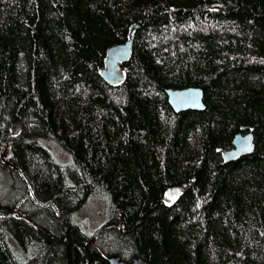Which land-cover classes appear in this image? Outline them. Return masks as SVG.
Returning a JSON list of instances; mask_svg holds the SVG:
<instances>
[{
	"label": "trees",
	"instance_id": "trees-1",
	"mask_svg": "<svg viewBox=\"0 0 264 264\" xmlns=\"http://www.w3.org/2000/svg\"><path fill=\"white\" fill-rule=\"evenodd\" d=\"M189 87L205 109L176 112L166 90ZM109 255L264 264V0H0V264Z\"/></svg>",
	"mask_w": 264,
	"mask_h": 264
},
{
	"label": "water",
	"instance_id": "water-1",
	"mask_svg": "<svg viewBox=\"0 0 264 264\" xmlns=\"http://www.w3.org/2000/svg\"><path fill=\"white\" fill-rule=\"evenodd\" d=\"M140 25H135L131 29L129 40L126 43L118 44L109 49L106 60V67L102 70L101 76L110 85H118L124 81L123 65L129 61L132 55L133 34ZM169 102L176 112L205 109V93L202 88L189 87L184 89H167ZM22 130V124L16 122L13 125V134L17 135ZM234 147L224 152V159L229 162L238 160L244 155L253 153L254 151V134H238L234 139ZM170 196L165 197L166 201H171ZM110 264H149L143 258H137L132 262L124 260L119 255H109Z\"/></svg>",
	"mask_w": 264,
	"mask_h": 264
},
{
	"label": "rangeland",
	"instance_id": "rangeland-1",
	"mask_svg": "<svg viewBox=\"0 0 264 264\" xmlns=\"http://www.w3.org/2000/svg\"><path fill=\"white\" fill-rule=\"evenodd\" d=\"M53 152L55 154V156L57 158H61V159H67L66 157V151L63 149V147H61L60 145L58 144H53ZM69 154V153H68ZM67 154V155H68ZM70 156V155H69ZM70 158V157H69ZM96 201H94L91 205H90V208L88 209V212H84V215H91V219L90 217L86 216L85 219H89L90 220V224L91 226L93 227H96V226H99L103 221L105 222L106 221V216H105V212H106V209H105V206H104V210H103V213L101 214V205L99 204L100 203V200L95 199ZM99 202V203H98ZM92 220V221H91ZM94 222V224H93ZM91 230H93L91 228Z\"/></svg>",
	"mask_w": 264,
	"mask_h": 264
}]
</instances>
